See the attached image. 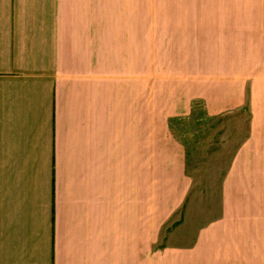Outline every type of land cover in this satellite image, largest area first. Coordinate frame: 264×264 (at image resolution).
<instances>
[{
	"label": "crops",
	"instance_id": "obj_1",
	"mask_svg": "<svg viewBox=\"0 0 264 264\" xmlns=\"http://www.w3.org/2000/svg\"><path fill=\"white\" fill-rule=\"evenodd\" d=\"M95 14V0H0V264H264V16L249 29V239L159 249L138 208L143 67L113 64ZM113 170L130 171V212Z\"/></svg>",
	"mask_w": 264,
	"mask_h": 264
},
{
	"label": "rangeland",
	"instance_id": "obj_2",
	"mask_svg": "<svg viewBox=\"0 0 264 264\" xmlns=\"http://www.w3.org/2000/svg\"><path fill=\"white\" fill-rule=\"evenodd\" d=\"M95 8L111 20L113 64L129 74L136 53L144 71V241L247 242L249 29L260 26L264 0H95ZM122 172L113 170V192L130 212L134 189Z\"/></svg>",
	"mask_w": 264,
	"mask_h": 264
}]
</instances>
